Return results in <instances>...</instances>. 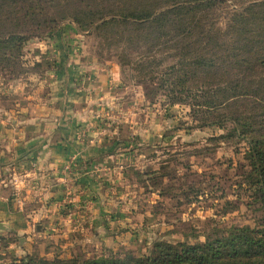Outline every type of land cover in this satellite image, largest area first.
<instances>
[{
    "label": "rangeland",
    "instance_id": "obj_1",
    "mask_svg": "<svg viewBox=\"0 0 264 264\" xmlns=\"http://www.w3.org/2000/svg\"><path fill=\"white\" fill-rule=\"evenodd\" d=\"M230 6L237 8L229 2L225 11ZM54 33L27 44L26 74L0 73V121L29 117L16 106L51 101L57 106V125L75 126V142L57 164L53 182L40 186L33 181L37 191L46 190L44 204L54 197L52 186L60 198L47 207L25 208L33 215L30 239L0 229V264H19L28 254L53 259L112 250L142 256L156 240L176 243L186 237L193 243L192 235L215 227L256 225L261 212L248 206L247 187L238 185L245 144L222 137L224 130L197 128L189 107L172 105L154 87L138 85L115 56L103 53L98 40L74 23L62 22ZM72 90L86 96L76 99L77 111L67 113L75 103L63 94ZM43 160L41 166L47 167ZM22 164L0 159V185L7 186L9 200L16 198L11 187L20 178L11 174ZM164 166L170 176L163 181ZM29 191H20V200L35 204L39 192ZM229 202L238 209L225 213Z\"/></svg>",
    "mask_w": 264,
    "mask_h": 264
},
{
    "label": "trees",
    "instance_id": "obj_2",
    "mask_svg": "<svg viewBox=\"0 0 264 264\" xmlns=\"http://www.w3.org/2000/svg\"><path fill=\"white\" fill-rule=\"evenodd\" d=\"M229 2L237 8L225 11ZM66 21L96 38L138 85L189 107L197 128L245 144L238 185L261 216L254 227L192 235L193 243L156 240L142 256L28 254L19 264H264V0H0L1 75L26 74L27 44ZM162 169L164 181L170 173ZM226 204L225 213L238 209Z\"/></svg>",
    "mask_w": 264,
    "mask_h": 264
},
{
    "label": "crops",
    "instance_id": "obj_3",
    "mask_svg": "<svg viewBox=\"0 0 264 264\" xmlns=\"http://www.w3.org/2000/svg\"><path fill=\"white\" fill-rule=\"evenodd\" d=\"M75 94L73 90L70 94H63V98L66 99V96H69V100L75 103H71L68 106L69 110L67 113L77 111L78 104L75 102L76 99L83 95L86 96V94ZM54 105V102L52 105L51 101H48L47 103L31 104L27 108L16 106L18 107L17 110L21 112L26 109L28 114H30L29 117L27 119L21 118L20 121L9 122L5 119L0 121V159L10 160L16 164L18 161H23V169L19 168L17 170L19 172H12L11 174L12 179L15 176L20 177L18 181L12 182L14 185L11 187L16 198L9 200V197L5 194L7 186L0 185V229L3 233H10L20 237L27 235L24 239H30L33 215L27 214L28 212L25 208H27L28 204L31 207L38 205L47 207L48 205L50 206L51 202L55 204L60 198L58 195L60 193L59 189L52 186L50 195L54 197H50L52 200H49L51 201L49 204H44L43 202H45L44 200L47 196L45 194L46 190L37 191L38 184L33 182L41 183L40 186H43L42 183L44 182H53L59 169L57 164L62 162L75 142V139H73L75 126L72 124L58 126L57 106ZM42 159L49 162L47 167L44 164L41 166ZM28 161H39L40 165L38 168L29 167ZM43 178H48V180L42 182ZM28 188L33 191H29L33 194L39 192L36 195L35 204L20 200L21 195L22 197L24 196V194L20 195V191L26 192ZM96 188L97 186L93 187L94 190ZM84 192L83 194H86ZM50 212L52 213V211Z\"/></svg>",
    "mask_w": 264,
    "mask_h": 264
}]
</instances>
